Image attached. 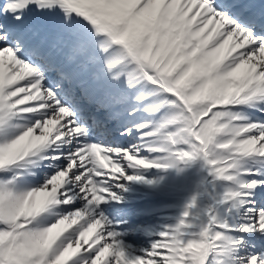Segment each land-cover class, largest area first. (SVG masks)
Returning <instances> with one entry per match:
<instances>
[{
	"label": "snow or ice",
	"instance_id": "snow-or-ice-1",
	"mask_svg": "<svg viewBox=\"0 0 264 264\" xmlns=\"http://www.w3.org/2000/svg\"><path fill=\"white\" fill-rule=\"evenodd\" d=\"M0 264H264V0H0Z\"/></svg>",
	"mask_w": 264,
	"mask_h": 264
},
{
	"label": "bare ground",
	"instance_id": "bare-ground-1",
	"mask_svg": "<svg viewBox=\"0 0 264 264\" xmlns=\"http://www.w3.org/2000/svg\"><path fill=\"white\" fill-rule=\"evenodd\" d=\"M236 98H242V97H233V100H235ZM215 103H213L211 105V107H215ZM211 107L208 108V111L211 110ZM207 112L204 113V115H206ZM203 115V116H204ZM202 116V117H203ZM201 117V118H202ZM226 117H228V113L227 112H222L217 114L216 117H214L215 120V127L220 129L219 135L222 137H227V139L223 140L222 143L225 146L226 150H232L235 151V147L234 145H239L241 143V141H239L237 139V136H241L243 135V129L245 126H241V125H236L232 123V119H235L234 117L232 119H227ZM200 118V119H201ZM199 119H195L193 121L192 124V132H195V127L194 124L198 123ZM183 127V125H182ZM230 133H234L233 135H230ZM183 135L187 136L188 132L185 131L182 133ZM196 191V186L195 185H189L184 192L181 193V195H187L188 192L190 191ZM173 211H179V209H174ZM131 239V242L137 245H146L147 244V236H143V237H137V238H129Z\"/></svg>",
	"mask_w": 264,
	"mask_h": 264
},
{
	"label": "rangeland",
	"instance_id": "rangeland-1",
	"mask_svg": "<svg viewBox=\"0 0 264 264\" xmlns=\"http://www.w3.org/2000/svg\"><path fill=\"white\" fill-rule=\"evenodd\" d=\"M201 115H202V114H201ZM201 115H199V116H197V117H198V118H201ZM197 117H196V118H197Z\"/></svg>",
	"mask_w": 264,
	"mask_h": 264
}]
</instances>
